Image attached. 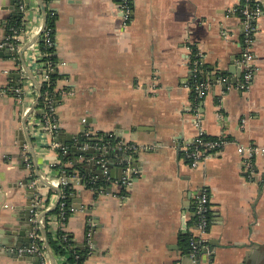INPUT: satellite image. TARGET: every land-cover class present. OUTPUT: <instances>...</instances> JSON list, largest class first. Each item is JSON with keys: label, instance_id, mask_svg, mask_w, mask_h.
Masks as SVG:
<instances>
[{"label": "crops", "instance_id": "0c3cea01", "mask_svg": "<svg viewBox=\"0 0 264 264\" xmlns=\"http://www.w3.org/2000/svg\"><path fill=\"white\" fill-rule=\"evenodd\" d=\"M258 1L262 14L252 44L254 73L246 90L238 87L242 28L232 13L238 0H131L126 26L117 0L42 1L46 14L54 16L53 42L63 63L59 72L66 75L58 83L62 90L56 91L54 140L79 151L83 146L77 140L86 132L110 135L115 142L107 151L105 176L98 174L102 153L97 148L90 146L96 150L94 158L77 157L87 163L91 182L104 180V187L96 192L71 180L75 210L65 222H57L50 212L65 172L54 168L59 150L39 130L38 111L29 124L25 121L28 138L17 135L16 119L22 130L31 97L15 93L23 78L12 75H20L22 67L28 78L37 75L33 46L43 22L38 0H28L27 37L20 39L16 52L10 48L0 53V229L20 227L18 218L30 195L24 184L31 182L34 200H41L33 220L49 212L32 232L39 231L44 239L47 232L63 229L87 250L82 264H193L182 252L180 236L194 231V198L207 184L209 253L199 256L197 264H264V152L254 154L252 167L246 169L236 149L264 148V0ZM15 13H20L16 0H0V43H6L5 24ZM223 29L230 33L227 40ZM188 44L203 54L200 79L209 89L202 98L192 88ZM11 78L20 85L12 88ZM195 112L204 135L231 143L192 169L183 152L198 133ZM131 145L135 150L126 149ZM128 169L132 184L124 186ZM23 249L28 248L10 250L11 256L2 249L0 264H38ZM65 260L54 258V264Z\"/></svg>", "mask_w": 264, "mask_h": 264}, {"label": "built area", "instance_id": "2783aa9c", "mask_svg": "<svg viewBox=\"0 0 264 264\" xmlns=\"http://www.w3.org/2000/svg\"><path fill=\"white\" fill-rule=\"evenodd\" d=\"M17 9L21 14L28 12L29 9L26 8V4L24 0H16ZM117 10L120 13L122 25L126 26L132 15V4L131 0H117L116 3ZM33 10L38 12L39 8L37 5L33 7ZM232 13L238 17L239 22L242 28V34L240 43L242 45V50L237 58L236 62L241 72V79L238 83V87L241 90H246L249 87V84L252 80V76L254 73L253 69V53H252V44L254 36L258 29V20L262 14V7L258 0H238V5L232 10ZM23 24H25V30L21 32H17V30H12V38L20 41V39L27 37V22L25 17L23 18ZM222 37L227 40L230 37V33L227 29L222 30ZM40 40H44V42L48 46L53 45L52 40V30L51 28H47L46 26L34 42L33 50L34 52V61L38 66V72L35 76V83H33L25 74L23 68L20 69V75L23 78V83L21 86L14 89L15 93L21 97L24 94H29L31 97L30 105L23 111V117H26V122L28 123L29 118L34 117L36 112L38 111V128L46 135L50 136L52 139L51 146L55 149L62 150L63 152L67 151V148L60 146L58 142L54 140L56 135V131L58 130V122H57V113H56V100L45 94L42 99L40 97V92L38 88L42 86L44 82H49L50 74L59 70L63 63L56 62L50 63L49 61H43V57L45 56L43 52L39 49ZM13 49L12 45L5 43ZM22 45V41L18 48ZM31 49V48H30ZM187 50L189 53V68L193 77V91L199 97L202 98L206 95L209 84L206 81L200 79L201 75V66L203 60V54L198 50L191 47V44H188ZM36 84V85H35ZM56 93V91H55ZM35 101H37L36 105H34ZM41 101L42 106H39ZM34 106V108H33ZM82 122H85V118L82 119ZM199 114L195 112L194 124L198 128L197 136L184 148L183 155L187 161V165L195 169L201 164L204 160L209 159L219 153L220 150L225 145L230 144L229 140H225L223 138H217L215 140L204 141L202 136L204 135L200 126ZM29 124V123H28ZM92 134L89 132L85 133V136H91ZM109 137H111L109 135ZM54 140V141H53ZM122 145V144H121ZM195 147H192V146ZM97 148L102 152L101 158L97 161L102 174L105 176L108 172V160L105 156L107 153V149L103 146L88 145L84 144L82 149H86L88 147ZM127 150H135L134 146H126ZM237 152L243 158V164L246 169H250L252 167V156L256 153L264 152V148H257L254 146H237ZM132 172L128 169L125 171V175L122 178V184L124 186H130L132 184ZM71 180L77 181L78 178L76 176H67L65 172H62L59 176L58 187L65 186L68 183H71ZM35 185V184H34ZM209 189L208 185L204 184L201 186L198 194H196L194 198V216H195V227L194 231L190 233L189 236V247L190 251L188 252V256L190 257L193 264H197L198 257L203 254H208V243L205 238L207 233V228L210 222V204H209ZM57 204L61 200V194L56 195ZM37 205L41 204L40 198L35 201ZM75 210L74 206H69L65 208V204L63 202L60 203V212L58 215H55L54 220L57 222H62L65 220L67 213H73ZM30 237L33 240L32 246L28 249L20 250V252H27L30 254H35L38 256L40 260V264H49L48 262V254L45 250V245L42 242L43 239L39 237L36 233H31ZM66 239V237H65ZM65 259V257H62ZM76 259H80V255H75ZM78 264V263H76Z\"/></svg>", "mask_w": 264, "mask_h": 264}, {"label": "trees", "instance_id": "16d2710c", "mask_svg": "<svg viewBox=\"0 0 264 264\" xmlns=\"http://www.w3.org/2000/svg\"><path fill=\"white\" fill-rule=\"evenodd\" d=\"M45 4H47V0H42ZM20 15V16H19ZM46 16V27L51 28L52 30V40H53V30H54V16L51 15L49 12L45 14ZM23 18L22 14H13L9 17L7 23L5 24V29L7 32V40L6 43L12 45L13 50L16 52L20 41L12 38V30L15 29L17 32H21L25 30V24H23ZM39 49L41 52L44 53L43 61H49L50 63H56L58 62V57L56 55V46L53 42L52 46H48L44 40H40L39 42ZM14 59L17 60L16 53L13 55ZM39 74V72H37ZM219 75H223L220 74ZM66 79V75H63L59 72V70L53 72L50 74V80L49 82H44L42 86L40 87V97H42L47 94L54 99H58L57 94L55 91L62 90L58 86L59 81H62ZM10 85L12 88L20 85V82L16 79L11 78L10 79ZM68 87H64L63 89H66ZM12 96H15L16 94L13 93V91L10 92ZM39 106H42L41 101ZM202 139L204 141L209 140H215L217 138L210 137L203 135ZM224 139V138H223ZM226 140V139H225ZM77 143H80L81 145L88 144V145H95L98 144L99 146H104L107 150H111L115 144L114 139L111 137H108L107 135L97 133L96 135L91 136H84V133L81 134V136L78 138ZM72 145H68L69 150L66 152H63L62 150H59L58 152V158H59V164L55 165V169L64 170L65 175L67 176H76L78 178V181L81 183H84L85 186L89 189L95 190L98 192L100 188L104 187V180L97 179L96 181H92L86 174V166L85 162H79L77 161V157L79 155H75L76 157L72 156L71 149ZM192 147H195L194 145ZM112 152V151H111ZM66 163H69V166H66ZM58 194H61V200L59 203L55 206V208L50 212V214L58 215L60 212V203L63 202L65 204V208L72 205V201L74 197L76 196V190L74 189L73 183H68L65 186H60L59 189L55 191ZM54 193V192H53ZM69 212L66 215L65 222L67 217L69 216ZM45 224L47 225V220L45 221ZM37 234L39 235V231H37ZM189 236L190 234H183L180 236V242H181V249L183 254H188L190 251L189 247ZM66 237V239H65ZM43 242V241H42ZM45 242L48 244V247L53 254L54 258L57 259L59 257H65L66 264H82L83 258L85 255H87V250H84L80 248L75 241H72V236H70L67 232H65L63 229L59 228V230L52 235L51 233L47 232L45 237ZM44 243V242H43ZM75 255H80V259H76Z\"/></svg>", "mask_w": 264, "mask_h": 264}, {"label": "water", "instance_id": "95a60500", "mask_svg": "<svg viewBox=\"0 0 264 264\" xmlns=\"http://www.w3.org/2000/svg\"><path fill=\"white\" fill-rule=\"evenodd\" d=\"M52 1L56 2L57 0H52ZM11 3H12V1H11ZM38 3H39L41 13L43 14L42 15L43 16L42 26H41V29L38 33V36H39L40 33L42 32V30L44 29V27L46 26V16H45L46 10H45V7L43 5L42 0H38ZM25 4H26V8H27L28 7V0H25ZM9 8H10V10H12L13 7L10 6ZM54 10L55 9H53V11ZM18 14H20V13H18ZM30 44L23 46V48L19 51V55H21L30 46ZM9 49H10L9 45L0 43V53H6V51H9ZM0 56H2V54H0ZM12 76L17 78V79L19 78L18 74H13ZM29 79L33 83H35V80L33 78L29 77ZM233 82L235 83V81H233ZM223 87L225 88L226 85H224ZM38 90L40 92L39 88H38ZM36 103H37V101H35L34 105H36ZM33 108H34V106H33ZM16 120H17L16 121L17 122V135L20 137L21 140L24 139L23 135L26 138H28V129H27L26 124H25L26 117L24 116L22 118V126H23L22 130L18 129V127H19L18 118ZM68 139H69V141H71L72 136L69 135ZM56 141L58 142V139ZM77 146L80 147L81 144H77ZM71 151L73 153H76V151H78L79 154L85 155L87 157H93L94 158L96 156L95 155L96 150L94 148H91V147L88 149H85V150L80 149V151L77 150L76 147H72ZM98 151L100 153H102L100 150H98ZM116 153L119 154L120 156H123V158H125V159L128 158V156L126 154H124L122 150H116ZM104 154H106L105 155L106 157L108 156L107 153H104ZM95 162L96 161H88V164L94 165ZM98 174H100V177H101V170L100 169L98 170ZM30 184H31V182H28V183L26 182L24 184L30 195H28V199L26 201L23 214H21V216L18 218V221H20V227H17V226H14L13 224H11L10 226L5 227V229H3V228L0 229V252L4 251L2 249H6L7 252H3V253H6L7 255H10V256L12 255L10 250H16V249L18 250V249H21L22 247L30 248L32 246V243H29V242H30V234L32 232L33 225L34 224L38 225L40 219L49 213V212H46V213H43L39 216H36L35 219L33 220V216H34L33 212L34 211L39 212V210H37L36 205H35L36 202L34 200V194H35L36 186L33 185L31 187H28V185H30ZM77 202H79V200H77ZM43 240L45 243L44 244L45 250L47 251L49 262H50V264H54V256L51 253V251L48 247V244L45 242V238ZM33 256L36 258L37 263L39 264L38 257L34 254H33Z\"/></svg>", "mask_w": 264, "mask_h": 264}, {"label": "rangeland", "instance_id": "374dc122", "mask_svg": "<svg viewBox=\"0 0 264 264\" xmlns=\"http://www.w3.org/2000/svg\"><path fill=\"white\" fill-rule=\"evenodd\" d=\"M22 17H23V14H22Z\"/></svg>", "mask_w": 264, "mask_h": 264}]
</instances>
